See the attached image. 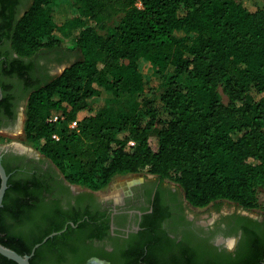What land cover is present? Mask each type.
Listing matches in <instances>:
<instances>
[{"label": "trees", "instance_id": "1", "mask_svg": "<svg viewBox=\"0 0 264 264\" xmlns=\"http://www.w3.org/2000/svg\"><path fill=\"white\" fill-rule=\"evenodd\" d=\"M6 42L9 50H3ZM61 51H79L81 58L57 76L37 77L39 59ZM141 60L167 83L159 104L146 101L143 114L135 105L117 114L101 109L78 121L104 92L116 100L141 96ZM0 70L27 84L26 141L39 145L70 184L100 192L118 176L148 170L177 184L194 208L217 202L259 207L264 8L255 10L252 0H66L60 6L55 0H0ZM0 87L1 107L9 86L0 80ZM55 112L64 119L53 121ZM4 165L10 175L0 211L4 246L29 255L72 222L78 227L69 224L31 259L63 264L83 242L73 234L86 228L102 233L105 225L93 223L94 216L80 223L81 217L43 206L40 183ZM0 264L18 263L0 254Z\"/></svg>", "mask_w": 264, "mask_h": 264}, {"label": "flooded vegetation", "instance_id": "2", "mask_svg": "<svg viewBox=\"0 0 264 264\" xmlns=\"http://www.w3.org/2000/svg\"><path fill=\"white\" fill-rule=\"evenodd\" d=\"M9 47L6 42L3 50ZM70 57V52L61 51L39 60L36 76L52 77L56 63ZM0 80L9 86L8 100L0 107V133L20 134L29 89L23 80L2 70ZM3 98L1 88L0 102ZM0 159L20 179L40 183L36 193L44 199L43 206H57L63 214L81 217L80 223L94 216L93 223L105 225L102 233L86 228L73 234L71 239L83 242L63 264H264V217L255 215V209L235 204L233 210H215L200 219L198 208L187 202L177 184L156 176L101 199L99 192L70 184L39 151L0 146Z\"/></svg>", "mask_w": 264, "mask_h": 264}, {"label": "rangeland", "instance_id": "3", "mask_svg": "<svg viewBox=\"0 0 264 264\" xmlns=\"http://www.w3.org/2000/svg\"><path fill=\"white\" fill-rule=\"evenodd\" d=\"M66 0H55V5L60 6L61 3H64ZM252 4L254 9L264 8V0H252ZM113 24V23H111ZM67 45L69 47L73 46V42H68ZM71 57L69 60L59 61L56 63L58 65L56 73L53 76H57L63 72V68L79 58H81V54L79 51H72ZM51 53L44 54L39 60H44L45 57H50ZM140 71L145 79L146 86L142 95H134L125 100H116L111 92H104L103 95L99 98H95L91 101L90 104V112H87L88 115L101 110L107 109L110 112L117 114L123 111H127L132 108L134 105L138 107V111L140 114L144 113L146 101H153L156 104L160 103L161 96L167 90L168 86L164 80H161L154 76L153 68L151 64L145 60H141L140 62ZM221 94L223 96V100L225 103H228V97L223 93V90L220 89ZM82 117V116H81ZM52 119L55 122L59 120H63L64 117L62 112H55L52 116ZM80 119V118H79ZM82 120V119H81ZM80 121V120H78ZM151 143L154 144L157 141L155 134L152 135L150 139ZM17 145L18 147H24L27 150L38 152L39 145H34L28 143L25 138L24 130L21 131L20 134H12L1 132L0 133V146H13ZM153 175L149 173L148 170H144L138 174L134 175H121L116 177L113 182L104 190L100 191L98 197L103 199L106 197H115L121 193H125L128 188L136 183L137 181H143L146 179H150ZM181 193L184 195V191L181 189ZM258 199H259V207L255 209V215L264 217V188H260L258 191ZM218 204L214 203L211 205V208L198 209L196 210V214H199V218H206L211 216V212L215 210H233L235 209V204L230 202H218Z\"/></svg>", "mask_w": 264, "mask_h": 264}, {"label": "water", "instance_id": "4", "mask_svg": "<svg viewBox=\"0 0 264 264\" xmlns=\"http://www.w3.org/2000/svg\"><path fill=\"white\" fill-rule=\"evenodd\" d=\"M67 67H68V65L63 68V71ZM0 90H1V88H0ZM1 97H2V94H1ZM0 177H1V186H0V211H1V209L3 207L6 192L9 188V178H10V175L8 174L7 169H6V167L3 164L1 159H0ZM72 225H74V224L72 223ZM66 229H67V227H66ZM66 229H64L63 231L54 232V233L48 235L41 243H38L33 247L32 252L29 255H21L18 252L4 246L0 242V254L3 255L4 257L10 259V260L17 262L18 264H31V259L35 255L37 249L40 248L43 244H45L49 239L54 238L55 236L63 233Z\"/></svg>", "mask_w": 264, "mask_h": 264}, {"label": "crops", "instance_id": "5", "mask_svg": "<svg viewBox=\"0 0 264 264\" xmlns=\"http://www.w3.org/2000/svg\"><path fill=\"white\" fill-rule=\"evenodd\" d=\"M91 108L85 110V111H82L78 114V120H81L83 119L84 117L88 116V113L87 112H90ZM82 116V117H81ZM80 118V119H79Z\"/></svg>", "mask_w": 264, "mask_h": 264}, {"label": "built area", "instance_id": "6", "mask_svg": "<svg viewBox=\"0 0 264 264\" xmlns=\"http://www.w3.org/2000/svg\"><path fill=\"white\" fill-rule=\"evenodd\" d=\"M138 5H139V7H142V3H141L140 1H139V4H138ZM52 120H53V119H52ZM53 121H54V120H53ZM71 126L74 127V128H76V127H77V122L72 123ZM55 138L58 139L57 136H55Z\"/></svg>", "mask_w": 264, "mask_h": 264}]
</instances>
